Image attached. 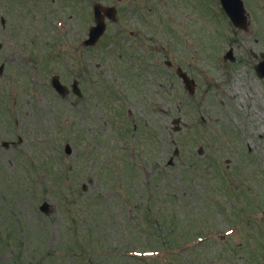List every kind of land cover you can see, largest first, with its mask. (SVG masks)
<instances>
[{
	"label": "rangeland",
	"instance_id": "374dc122",
	"mask_svg": "<svg viewBox=\"0 0 264 264\" xmlns=\"http://www.w3.org/2000/svg\"><path fill=\"white\" fill-rule=\"evenodd\" d=\"M89 1L0 0V264H264V0L244 30L218 0H91L119 10L85 47Z\"/></svg>",
	"mask_w": 264,
	"mask_h": 264
},
{
	"label": "water",
	"instance_id": "95a60500",
	"mask_svg": "<svg viewBox=\"0 0 264 264\" xmlns=\"http://www.w3.org/2000/svg\"><path fill=\"white\" fill-rule=\"evenodd\" d=\"M222 3H223L224 8L226 9L228 15L231 17L232 21L234 22V24L237 27H246L247 26L246 10H245L243 2L241 0H222ZM99 24H102V22L99 21ZM103 28H104V26H103ZM103 28H101V27L96 28L92 32V34L96 35L98 38L102 34ZM257 71L261 76H264V62H262L258 66ZM179 75L184 79L186 87L190 90V92L194 93V91H195L194 82L192 80H190L188 78V76L185 73H182L181 71H179ZM47 207H48L47 204H45L43 206V208H47Z\"/></svg>",
	"mask_w": 264,
	"mask_h": 264
},
{
	"label": "bare ground",
	"instance_id": "6f19581e",
	"mask_svg": "<svg viewBox=\"0 0 264 264\" xmlns=\"http://www.w3.org/2000/svg\"><path fill=\"white\" fill-rule=\"evenodd\" d=\"M236 91H238V93H241V92H239V87L236 88Z\"/></svg>",
	"mask_w": 264,
	"mask_h": 264
}]
</instances>
